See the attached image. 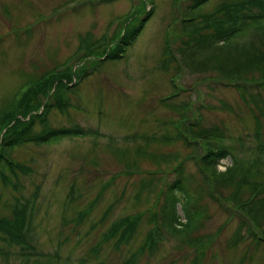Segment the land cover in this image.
<instances>
[{
  "label": "rangeland",
  "instance_id": "obj_1",
  "mask_svg": "<svg viewBox=\"0 0 264 264\" xmlns=\"http://www.w3.org/2000/svg\"><path fill=\"white\" fill-rule=\"evenodd\" d=\"M232 1L237 0H210L204 10ZM139 2L0 0V140L8 129L3 117L24 101L29 87L54 71L45 89L53 85L52 94L63 69L74 74L68 87L78 84V95L65 90L75 107L50 110L47 123L97 130L15 147L12 160L23 169L0 176V218L11 219L16 207L28 201L32 206L36 199L24 230L39 254L31 260L37 264H264V246L254 242L248 220L238 213L256 193L264 224V209H258L264 205V163L242 173L237 183H214L212 172L198 161L206 154L205 144L181 135L191 138L195 130L217 127L234 152L250 160L256 133L264 134V69L223 81L212 67L201 69L194 58L180 55L181 43L172 45L175 57L167 56L168 32L181 15L175 0H146L151 16L123 58L86 61L92 50L88 43L106 46L107 53L115 49L128 27L124 19ZM251 37L257 43L264 39L263 34ZM202 56L212 57L213 67L225 58L221 50ZM81 66L94 70L78 82ZM49 96H39L43 103L34 114H43ZM43 127L37 123L35 131ZM219 162L218 172L232 161L228 156ZM183 173L201 210L188 233L174 232L160 218L167 185ZM183 204L182 199L176 210L185 221ZM128 221L138 225L130 239L121 241ZM237 234L240 243L234 242ZM23 262L0 257V264Z\"/></svg>",
  "mask_w": 264,
  "mask_h": 264
},
{
  "label": "trees",
  "instance_id": "obj_2",
  "mask_svg": "<svg viewBox=\"0 0 264 264\" xmlns=\"http://www.w3.org/2000/svg\"><path fill=\"white\" fill-rule=\"evenodd\" d=\"M175 1L177 4L180 3L178 11L181 15L174 21L175 23L171 25L168 32L167 38L169 43L166 45L167 51L165 52L167 56L173 55L175 57L172 45L173 43H181L178 50L181 53L180 55L185 54L187 57L194 58L201 69L206 70L212 67L214 72H217L219 75V79L223 81H233L252 70L264 69V39L262 42L257 43L251 37L252 35L258 36V34L264 35V0L222 2L216 5L211 11L204 10V7H206L210 0H189L184 7L181 5L182 0ZM150 16L151 11L146 7V0H140L137 9L130 14V17L126 16L124 19V21L126 20L124 23L128 24V27L125 29L124 35L121 36L120 42L114 50L107 53L106 46L100 47L102 44L96 45L95 43H88V40L83 41V43H88V48L92 49L86 53V61L91 59L90 62L102 63L106 60L123 58L127 47L134 43L135 38L141 33ZM178 23L180 24L179 26L177 25ZM181 37L185 38L182 39ZM79 49L84 50L83 48ZM214 50L223 51L225 58H221L218 65L213 67L210 59L212 57L202 55ZM94 55L105 58L96 61L93 58ZM227 62L232 64L228 65ZM82 70L83 73L75 78H78V82L84 77L89 76L94 69L91 71L90 67L84 66ZM62 73L63 77L57 79L56 89L52 94L53 85L48 92L46 90L49 89L53 80L50 77L56 74L54 71L46 74L44 79L42 78L45 82H36L30 86L25 94L24 101L20 105H14L12 113L3 117L8 129L0 140V176L1 174L4 175L9 169L13 171L15 167L23 169L20 163L12 160L11 153L15 147L29 142L41 143L61 137L87 136L97 133V130L93 128L87 129L79 125L74 127H52L47 123L46 114L50 110L58 109L64 112L69 108L75 107L69 102L71 98L65 90L68 88L69 91H73L72 93L78 95L76 91L78 84L68 87V83L73 81L74 74L70 69H63ZM59 74L56 77L60 76ZM224 78H227V80ZM48 81L49 84H46ZM260 82L261 86L264 87V80ZM238 85L236 84V86ZM238 87H242L243 89L246 85L243 84V86L239 85ZM249 88H252V86H249ZM40 95L45 97L50 96L48 101L46 103L44 102L43 114L37 115L33 111L38 109L43 103V101L39 100ZM255 101L258 102L260 100L257 97ZM37 123L44 125L41 131H35ZM191 126L194 127L196 124ZM181 135L184 139L194 141L203 147V143L205 144L206 154L203 160L198 161H200L199 163H201L206 173L209 171L212 172L213 177L210 179L214 183L225 182L227 180L237 183L242 173H245L247 170H258L261 164L264 163V134L262 133H256L258 143L250 149V160H245L243 156L234 152V147L227 142L228 136L217 127H209L207 130L202 128L199 131L195 130L191 138L184 132H181ZM229 138L231 139V137ZM152 140V137L148 138V141ZM228 156L231 157V164L227 166L226 170L218 172L216 170L217 164L221 159ZM189 181V178L183 173L172 183H169L164 192V203L161 207L160 218L174 232L188 233L193 231L201 217V210L197 205L198 197L190 192ZM7 183H11L9 179H7ZM262 188L264 189V185ZM256 195L255 193L251 199L242 202L239 210H237L238 213L248 220L249 228L253 232L252 237L254 242L264 246V224L259 219L261 212H257V208L255 207ZM182 199L184 200L182 207L185 221L180 218L176 210V206ZM28 202L27 204L22 203L21 206L16 207L11 219L6 217L0 218V240L5 244L4 247H0V257L9 261L20 258L21 261L22 259L24 260L23 264H37L32 263L31 260L34 256H39V254L29 244L27 236L30 231H25L26 221L30 223L34 217L36 199H33L32 206H28ZM258 209H264V205L258 207ZM128 225V228L125 229L127 230L126 233L124 235L122 234L121 241L130 239L136 230L138 222L132 223L128 221ZM118 229L114 228V230ZM238 234L234 241L235 243L242 241ZM14 248L17 250L15 251ZM44 256H47L50 261L54 259V256L49 253ZM134 257L137 256L134 255ZM133 260L135 262L136 258H133Z\"/></svg>",
  "mask_w": 264,
  "mask_h": 264
},
{
  "label": "built area",
  "instance_id": "obj_3",
  "mask_svg": "<svg viewBox=\"0 0 264 264\" xmlns=\"http://www.w3.org/2000/svg\"><path fill=\"white\" fill-rule=\"evenodd\" d=\"M227 168V167H226ZM226 170V169H225Z\"/></svg>",
  "mask_w": 264,
  "mask_h": 264
}]
</instances>
